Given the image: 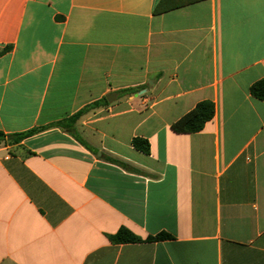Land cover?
Returning <instances> with one entry per match:
<instances>
[{
	"label": "crops",
	"instance_id": "crops-1",
	"mask_svg": "<svg viewBox=\"0 0 264 264\" xmlns=\"http://www.w3.org/2000/svg\"><path fill=\"white\" fill-rule=\"evenodd\" d=\"M162 1L0 0L2 134L115 95L0 141V264H264V0Z\"/></svg>",
	"mask_w": 264,
	"mask_h": 264
},
{
	"label": "trees",
	"instance_id": "trees-1",
	"mask_svg": "<svg viewBox=\"0 0 264 264\" xmlns=\"http://www.w3.org/2000/svg\"><path fill=\"white\" fill-rule=\"evenodd\" d=\"M174 3H170V2ZM180 1V0H179ZM178 0H163L160 2L155 10L154 13H160L167 11L169 9L175 8L178 6V3H184V0H181L179 2ZM186 2V0H185ZM125 93H132L133 90H126ZM250 95L260 101H264V79H261L255 83H253L249 88ZM107 100L105 98H102L99 101L93 102L92 104L82 108L72 116L65 118L63 120H60L58 122H55L53 124H49L46 126H42L39 128H34L25 132L16 133V134H8L4 135L0 132V141H3L5 143H18L21 140L32 136L36 133H39L41 131L47 130L49 128H59L66 133L73 136L78 142L85 145L82 139L77 135L74 125L78 121V119L86 112L95 109L101 105H106ZM214 115V108L213 104L209 101H201L195 105V107L190 110L188 113L183 115L181 118H179L177 121H175L171 125V130L175 133H182V134H190V133H196L202 130L205 123L210 121ZM132 147L143 153V154H149V143L147 140L135 137L131 141ZM110 242L113 244H123V243H140L143 242L141 238L131 233L126 228H120L114 235H111L108 237ZM170 236L167 234H158L155 237H148L145 239V241H154V240H166L169 239Z\"/></svg>",
	"mask_w": 264,
	"mask_h": 264
},
{
	"label": "water",
	"instance_id": "water-1",
	"mask_svg": "<svg viewBox=\"0 0 264 264\" xmlns=\"http://www.w3.org/2000/svg\"><path fill=\"white\" fill-rule=\"evenodd\" d=\"M105 98L108 103H111L115 99V95H108Z\"/></svg>",
	"mask_w": 264,
	"mask_h": 264
}]
</instances>
